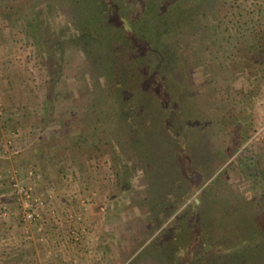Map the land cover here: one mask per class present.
<instances>
[{
	"label": "rangeland",
	"instance_id": "obj_1",
	"mask_svg": "<svg viewBox=\"0 0 264 264\" xmlns=\"http://www.w3.org/2000/svg\"><path fill=\"white\" fill-rule=\"evenodd\" d=\"M124 1L115 6L121 16L135 7ZM177 3L187 11L204 0ZM75 12L70 0H0V264H173L188 240L182 220L209 195L211 221L224 195L244 207L212 244L259 231L233 256L264 264V0H213L195 29L185 24L191 34L167 54L164 71L176 76V97L164 105L173 151L168 136L150 134L159 108L142 110L144 100L132 98L145 62L130 72L128 55L117 54L130 72L122 86L115 55L85 50ZM113 84L129 101V126L116 116ZM152 89L163 93L161 82ZM142 134L150 136L144 166L135 144ZM175 148L192 164L187 180L176 174ZM171 232L177 238L166 242Z\"/></svg>",
	"mask_w": 264,
	"mask_h": 264
},
{
	"label": "trees",
	"instance_id": "obj_2",
	"mask_svg": "<svg viewBox=\"0 0 264 264\" xmlns=\"http://www.w3.org/2000/svg\"><path fill=\"white\" fill-rule=\"evenodd\" d=\"M113 1L116 3L113 4ZM118 1L119 2H117V0H70L71 6H73L75 11L78 12H75L76 14L74 17L78 21L77 23L80 27V32L84 38V48L87 53L89 52L90 54H93L92 58H95L96 54L94 53H97L100 50H102L104 54L115 55L112 58H116L117 54L128 55V61L131 63L129 66L130 72L135 66H139V63L145 62V65L143 66L144 74L141 75L143 78V84L142 86H137V90L133 92L132 98L138 97L140 100H144L141 102L142 110L146 111V109L153 110L159 108L158 110L161 112L159 116L157 115L158 111H156V113L155 111L154 113L152 112V115L155 117H151V122L153 126H156V128H154L152 132L150 130V134L152 135L155 133L154 136L160 141L164 139V137L168 136V138L165 139L167 143L169 142L173 151V148L177 146V138H171L169 130L167 129L168 126L166 124L170 117L168 110L166 106L164 107V105H166L165 100L170 99V96H172V98L176 97L177 85H174L176 76L174 77L172 83L170 81L172 77L164 72L165 67H168L167 54H172V52L176 51V45H180L178 43L181 41L186 43L188 39L187 36L191 34V31L185 27V24L188 22V27L195 29L198 25H194L192 21L193 18H198L200 14L198 10L200 9L201 13L204 14L206 10H208V7L213 3V0L211 2L210 0H204V3L195 6L194 9L190 8L187 11L182 10L179 7L177 0H130V4L135 5V7L130 10V14L128 13L129 15L127 14L125 16H121L120 11L116 10L115 8V6H117V8H119V6L121 7V5L125 4V1ZM128 2L129 1L126 3ZM94 25L96 26L95 29L88 28V26ZM208 34L209 33H202L200 37L198 36V40L207 37ZM116 59L118 60L117 64L114 63L115 66L111 67L113 68V76L115 75L114 71L118 72V70L122 69V66L119 68L120 59ZM101 60H104L103 63L105 62L106 64L112 62L110 57H104ZM120 71L121 72H119L120 74L118 76L119 81L121 80L120 84L125 86V84L128 83L129 85L130 78L128 77V74L130 72L128 73V70ZM134 77L136 76L134 75ZM160 82L163 86V93L162 89H152L153 87L155 88ZM109 89L111 90L114 101L116 102V105L118 106L117 108L119 109V112L116 113L117 118L127 124L129 117L125 110L128 108V105L125 103H129V101H127L126 98L122 99L121 97L124 96L122 93L124 94L125 91L123 92V90L118 89L116 84H113L112 86L110 85ZM171 116H173L171 117L172 123H175L177 116L174 114ZM156 119H159L160 123L159 121H156ZM129 124L130 123L127 125L129 126ZM131 126L130 127L133 129L132 132L137 131V127L133 126L132 124ZM150 127L151 124L149 125V128ZM144 136L145 135L142 134V138L138 139L135 143L139 144L137 151L138 154L140 153L139 157L142 160L140 165L142 166L148 162V159L146 161V157L150 153V151L146 152L147 148L145 149L144 153L141 151L142 147H144L143 141H148L150 137L147 135L146 137ZM172 141L173 143H171ZM157 146L159 147L160 144H157L155 147ZM158 147L154 150L155 152L158 150ZM176 148L175 158L178 162L176 167L180 166L182 170V173L177 171L176 174L179 178H181V181L185 179L187 180L189 179V176H192L190 175L192 164H190V160L187 157L184 158L182 151L180 155L178 152L176 153ZM238 160L239 164L237 168L239 169V172L244 173L242 167H244L246 164L244 161L245 157H239ZM167 172L172 176V173L169 171ZM226 177L227 175L225 174L222 177V180H224ZM251 177H253V175H251ZM255 182V185H257L259 180H255ZM222 184H224V182ZM226 187H228L227 183ZM173 191L175 192V190ZM171 192L172 190H169L166 194H170ZM227 197V195L220 197L221 201L224 203L221 202L222 205L214 213L213 221H211L212 218H210V215H212L213 212L211 208H213L212 205L214 202L209 200H213L210 195L206 197L204 196L203 199L200 200V204H194V210L191 216L185 218V222L182 220L181 223V227L185 229V233H187L188 240L185 242L184 248L180 251L181 254L179 255L178 251L176 257L170 258V261H173V264H177L179 257L180 260H184L183 258L185 256H188V260L183 262L184 264H212V261H214V264H218L217 260L219 259V254L222 264H236L233 253L240 254V250L237 249V246L243 245V243L253 244L257 241V239L262 238L259 231H254L253 235L251 236L252 238L245 239L243 242H239L236 239L233 246L220 245L219 242L212 244V241H210L209 238H212L214 235H216V233L223 234V230H226L223 224H225L228 219H233V216L236 215V207L237 209H244L243 206L236 205L235 201H229ZM157 199L160 200L161 196H158ZM178 204L180 203L174 202V204H172L171 207L167 209L169 212L167 215L168 217L176 212ZM161 205L163 207L166 206L162 202ZM154 208L155 206L152 209ZM195 209H197L198 212L195 211ZM201 209H204V211L202 212ZM179 227L180 225L178 223L176 229ZM171 234L169 235L170 237L166 242L175 241L174 239L177 238L176 234L174 237L173 234ZM202 235L207 236L208 240L203 242ZM258 235L260 236L258 237ZM212 253L213 255L207 258V256L211 255Z\"/></svg>",
	"mask_w": 264,
	"mask_h": 264
},
{
	"label": "built area",
	"instance_id": "obj_3",
	"mask_svg": "<svg viewBox=\"0 0 264 264\" xmlns=\"http://www.w3.org/2000/svg\"><path fill=\"white\" fill-rule=\"evenodd\" d=\"M32 217H33L32 214H28V215L26 216L27 219H31Z\"/></svg>",
	"mask_w": 264,
	"mask_h": 264
}]
</instances>
